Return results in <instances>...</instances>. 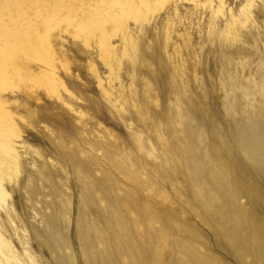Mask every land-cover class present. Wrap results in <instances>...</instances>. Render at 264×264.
Here are the masks:
<instances>
[{
	"label": "rangeland",
	"instance_id": "rangeland-1",
	"mask_svg": "<svg viewBox=\"0 0 264 264\" xmlns=\"http://www.w3.org/2000/svg\"><path fill=\"white\" fill-rule=\"evenodd\" d=\"M25 1L0 0L2 20L12 10L6 20L25 30L27 13L35 22L54 2ZM181 1L128 17L125 54L110 34V74L89 32H62L57 69L73 110L7 89L25 148L18 179L3 181L0 232L28 264H264V138L258 155L245 146L264 125V3L232 33L221 12L211 29L208 9ZM98 78H115V107Z\"/></svg>",
	"mask_w": 264,
	"mask_h": 264
},
{
	"label": "bare ground",
	"instance_id": "bare-ground-1",
	"mask_svg": "<svg viewBox=\"0 0 264 264\" xmlns=\"http://www.w3.org/2000/svg\"><path fill=\"white\" fill-rule=\"evenodd\" d=\"M53 1L54 2L51 5L46 4L45 0L43 1L47 5V6L45 5L47 8L44 9V12L45 11L48 12L43 14L41 13V11H39L40 9H38V12H40L43 15L37 14L38 19H36L35 17V22L33 19L34 14H32L31 12L26 14L27 17L23 15L27 19V20L25 19L27 23L23 25L26 28V29L24 28L25 30L21 28L20 30L18 29L19 27H21L20 18H19L20 21L19 22L17 21V24H15L17 25V27H15L14 24H12L14 22L16 23V20L12 19L13 18L12 15H10L12 17L11 19L6 20L7 16H8L7 18H9V12L11 13L12 10H9L8 15L4 17L5 20H2L3 17L2 18L0 17L1 19L0 21V209L1 210L6 209V206L8 205L7 197L9 196V193L6 190L4 186L5 183H3V181L6 179L7 182H13L18 179L17 175L19 173L17 174V171L19 172L20 170L21 158H22L21 149L25 148V142H24L25 139L21 136L22 132L21 133L19 132L18 124L16 125L14 119L19 116L21 120V115H19L17 111H15V109L13 108L14 104L10 100V96H9L10 93L7 92V89L11 88V93H15V91H17L15 89L20 88V86H22L24 92H26L30 97L33 98L35 97L36 99L40 97V95L38 94L39 93L38 89H40L45 94H49V96L54 95L55 98L60 100L63 106H66L68 108V110L70 109L73 110L72 109L73 107H70L69 106L70 104L68 105L65 102L67 100H64V98H62L63 93L65 92L67 95L70 93V90L66 87L67 85H65V82H63L64 79L60 77L57 69L58 67L57 59H59V61L62 60L64 61V59H61L62 57L59 58L60 54L64 53L63 52L64 49L61 50L59 48L61 41L60 39L63 36L62 32L65 31V32H70L72 34L84 32L86 33V36L87 33L89 32L91 35L89 39H92L91 43L93 44V47L91 46L89 47L93 48V50L95 49L98 55L99 53L101 54L100 51L102 50L101 57L103 58V63L105 61L108 63V59L112 58V55L114 53L113 50H115L113 49L114 41L112 42V40L110 39V34L114 30L118 31L117 34H119L118 35L119 39L120 41H122L121 50H123L124 45H125L124 48H128L129 42L132 41L130 26L128 25V17L133 18L135 21L137 18L139 21V18L142 17L141 18L142 21L143 16H145V14L149 9H151L150 13H153L152 8L156 9L159 6V4L165 3V5L162 4L164 5L163 7L165 9L168 8L169 5L172 4L173 2L175 3V7L178 3L177 0H68L66 4H65L66 0L64 1L59 0L62 1L64 4L58 2V0H53ZM165 1L168 2L166 3ZM182 1H187L193 4V7L197 5L199 6L200 9L201 8H206V10L208 9L209 26L212 23H214V21L216 24L217 18L215 19V17H217L216 16L218 15L217 13L221 12L223 16L219 14L221 17L220 22L224 20L225 21L224 29H227L229 31L232 30V33H234L233 27L235 26V24L237 22L240 23L242 21L241 18L245 19L254 15L252 14V10L253 8H255L256 2L264 3V0H237L238 2L245 1V3H243L237 10H234L231 5L227 4L226 11L222 12L221 9L224 6V4L227 3V0H182ZM27 2L30 3L29 1ZM27 2L24 0L25 4H27ZM32 2L35 1L33 0ZM15 3H18V5L20 4L19 2H15ZM0 4H1L0 5V10H1L3 6L2 3ZM11 5L15 6L14 3H12ZM31 5L33 4H30L29 6ZM41 5L38 7L40 8ZM142 6L144 8H142ZM22 7L19 8L22 9ZM20 10L18 14L21 13L23 9L21 11ZM31 10L32 8H30V11ZM2 12L6 13L7 11H2ZM35 12H36V8L34 13ZM15 15H17V13ZM62 22L64 26L60 25ZM241 25L244 24L241 23ZM179 35L181 37V34ZM86 36H84L83 38L84 44L86 43L85 40L86 39L88 40V38H85ZM233 37H237V36L233 35ZM92 44H89L87 41V45H92ZM126 45H128V47ZM121 50H119V52ZM125 52L123 50V52L120 53L125 54ZM121 57L122 56H120V58ZM117 58L118 59L115 60L119 61V57ZM115 60L113 59V61ZM63 61L60 63L62 64ZM113 61L111 60V63ZM118 63L120 64V61ZM64 64H66V62L63 63V65ZM66 65L64 66L66 67ZM93 66L91 68H94ZM108 67H109V63H108ZM62 68L64 69V67H61V69ZM65 69L68 70V68ZM116 71H114L115 72L114 77L118 79L119 78L118 72ZM108 72L109 74L112 73L110 67ZM109 78L107 79L104 85H102L103 82L100 81L101 79L98 78L97 84L100 87L99 90L101 91L102 96L106 99V101L110 102V104H112V106L115 107V105H117V101L120 100L121 97L123 98V96H121L122 93H120L118 88L113 84V79L115 78L113 79H109ZM53 98L54 97H52V99ZM118 107L123 108L121 103ZM76 112L79 111L76 110ZM263 128L264 125H262V123L254 124V126L251 129V135L245 138V146L248 149H250L253 155H258L260 153L261 146L258 143L262 140V138H264V133H262V130H264ZM260 240L261 243L264 242V231H262V237L260 238ZM24 254H25V258H20L15 248L11 245V243L8 240H6L3 237L2 233L0 232V264H28L27 263L28 261L31 263L32 257L26 252V249Z\"/></svg>",
	"mask_w": 264,
	"mask_h": 264
}]
</instances>
